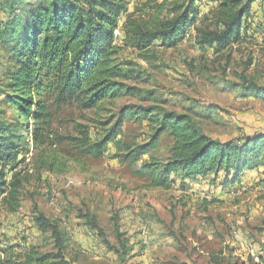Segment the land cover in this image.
<instances>
[{
	"label": "rangeland",
	"instance_id": "374dc122",
	"mask_svg": "<svg viewBox=\"0 0 264 264\" xmlns=\"http://www.w3.org/2000/svg\"><path fill=\"white\" fill-rule=\"evenodd\" d=\"M182 1L158 0L146 7V0H124L116 59L130 64L123 82L132 89L128 94L84 109L78 101L60 104L54 93H44L51 121L44 146L34 150L32 125L25 134L20 208L11 214L0 200V252L10 263L26 250L56 252L51 232L35 225L38 214L57 226L70 264L264 263V169L255 172L253 182L234 185L223 200L217 197L225 193L206 201L217 189L201 180L184 182L179 175L171 177L168 189L154 188L145 165L165 163L172 140L163 135L149 153L136 157L155 126L122 115L140 107L186 114L201 132L221 141L264 129V100L247 92L251 84L264 86V8L257 2L256 33L220 52L204 43L205 35L218 31L213 3L207 1L195 23L169 46L138 51L122 37L132 23L145 30L164 26ZM13 65L10 47L0 44V91ZM14 119L0 102V120ZM115 124L120 126L115 141L100 152L85 151ZM89 218L99 231L89 226Z\"/></svg>",
	"mask_w": 264,
	"mask_h": 264
},
{
	"label": "trees",
	"instance_id": "16d2710c",
	"mask_svg": "<svg viewBox=\"0 0 264 264\" xmlns=\"http://www.w3.org/2000/svg\"><path fill=\"white\" fill-rule=\"evenodd\" d=\"M157 1L146 0V7ZM206 1L213 3L210 10L216 16L218 31L205 35L204 43L213 46L216 52L239 44L250 32L256 33L252 18L257 0H183L174 5L175 16L164 26L145 30L132 23L130 31H122V37L138 51H146L152 44L169 46L195 23L203 6L208 5ZM0 8L6 15L0 19V44L10 47L14 61L3 78L0 102L12 109L15 118L14 123L0 120V200L13 214L20 208L28 146L25 134L32 125L28 134L34 150L44 146L47 139L51 114L44 93H54L60 104L78 101L84 109H91L132 90L123 83L130 64L116 59L115 31L127 7L124 0H1ZM247 92L264 100V86L251 84ZM154 109L140 107L139 111L122 113L155 126L150 141L135 151L136 157L149 153L163 135L172 140L165 163L154 160L145 165L152 187L168 189L171 177L179 175L184 182L201 180L210 188L229 194L234 185L253 182L255 177L251 173L258 174L264 169V129L221 141L201 132L189 115ZM119 130L120 126L115 124L109 135L94 147L85 146V151L100 152L115 141ZM34 221L42 233L51 232L56 252L41 255L26 250L16 264H70L57 226L41 214ZM89 224L99 231L90 218ZM0 264L13 263L0 252Z\"/></svg>",
	"mask_w": 264,
	"mask_h": 264
},
{
	"label": "crops",
	"instance_id": "0c3cea01",
	"mask_svg": "<svg viewBox=\"0 0 264 264\" xmlns=\"http://www.w3.org/2000/svg\"><path fill=\"white\" fill-rule=\"evenodd\" d=\"M257 3L256 4H258L259 6H263V8H264V2H261V0H257L256 1ZM254 6H255V4H254ZM253 13H254V9H253ZM254 17V16H253ZM255 173H251V175L250 176H255L254 175ZM217 190H214L216 193L215 194H220V192H221V189H219V188H216ZM214 191H212V192H214ZM207 195H209V196H211L210 194H207ZM230 195H232V192L231 193H229V194H226L224 197H217V198H219V199H222V198H229V197H231ZM211 197H213V196H211ZM214 198V197H213ZM223 200V199H222ZM238 240V239H237Z\"/></svg>",
	"mask_w": 264,
	"mask_h": 264
},
{
	"label": "built area",
	"instance_id": "2783aa9c",
	"mask_svg": "<svg viewBox=\"0 0 264 264\" xmlns=\"http://www.w3.org/2000/svg\"><path fill=\"white\" fill-rule=\"evenodd\" d=\"M117 36V33L115 32V37ZM244 189V188H243ZM213 198L211 197V196H209V195H207L206 197H205V200L206 201H211Z\"/></svg>",
	"mask_w": 264,
	"mask_h": 264
}]
</instances>
